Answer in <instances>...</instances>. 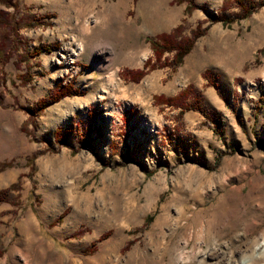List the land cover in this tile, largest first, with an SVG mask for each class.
Masks as SVG:
<instances>
[{"label": "rangeland", "instance_id": "obj_1", "mask_svg": "<svg viewBox=\"0 0 264 264\" xmlns=\"http://www.w3.org/2000/svg\"><path fill=\"white\" fill-rule=\"evenodd\" d=\"M17 1L1 6L19 29L0 69V264H264V5ZM178 25L205 32L158 61L151 40ZM189 85L215 122L154 102Z\"/></svg>", "mask_w": 264, "mask_h": 264}, {"label": "trees", "instance_id": "obj_2", "mask_svg": "<svg viewBox=\"0 0 264 264\" xmlns=\"http://www.w3.org/2000/svg\"><path fill=\"white\" fill-rule=\"evenodd\" d=\"M182 1H188V6L186 8L188 11L189 9L192 10L195 7V5L193 4V0ZM231 2V0H224L223 8L228 7L227 5L232 4ZM237 3L243 12L241 15L245 16L251 14L254 10H257L260 6L264 5V1L258 2L257 0H237ZM18 4L19 2L17 0L14 2L13 0H0V26L6 27L9 30L6 34H4L5 41L3 42V44H5L6 47L4 48L3 44L0 45V69H2L5 62L8 61L12 53L18 50L17 34L19 29V24L15 22V16H9V13L5 9L1 8V6L5 5L6 7H13L16 11ZM221 18L222 20L224 19V23H230V21H232L231 19L230 21H227L228 17ZM181 31L182 25H178L171 33L158 34L151 40V48L153 50L154 56H156L158 61L162 60V56L164 55V53L173 52L174 57L172 62H174V64L177 66L181 64L185 55H187L191 51L196 39L205 32V29H201L200 27L196 30H193L191 37L184 36V34H181ZM11 43L13 46V50L6 52L5 49L8 48ZM151 60V57L147 58L146 62L144 63V69L142 70L126 69L123 70L122 73L127 74L129 79L139 81L147 71L152 70L156 67L155 63H152ZM72 91L76 92L72 84H68V86L65 87L60 85L58 88L52 91L50 96L43 98L37 102V109H44L46 106L58 101L61 97H64ZM190 96H192V100L190 102H187V99ZM154 98V102L156 104L181 106L183 110L198 109L202 113H204L207 118L215 122L214 117L217 112L208 108V106L204 103L203 95L200 92L196 91L192 85L187 86L174 97L168 98L165 95H156ZM261 99H264V93L260 100ZM11 163L12 162L10 161L0 162V171H3L11 166ZM4 193L5 191L0 192V203L7 201V197L5 195L2 196V194Z\"/></svg>", "mask_w": 264, "mask_h": 264}, {"label": "bare ground", "instance_id": "obj_3", "mask_svg": "<svg viewBox=\"0 0 264 264\" xmlns=\"http://www.w3.org/2000/svg\"><path fill=\"white\" fill-rule=\"evenodd\" d=\"M157 1V0H156ZM150 11V10H149ZM162 13V12H161ZM161 13H160V15H161ZM163 14V16H161V18L163 19L162 21L163 22H167L169 19H171V20H173L174 21V17H172V15H171V13H169L168 11H165L164 13H162ZM171 15V16H170ZM172 17V18H171ZM164 18H165V20H164ZM168 19V20H167ZM173 23V22H172Z\"/></svg>", "mask_w": 264, "mask_h": 264}]
</instances>
